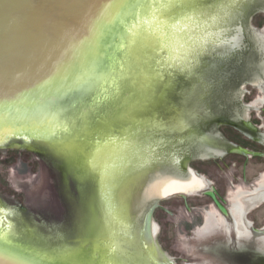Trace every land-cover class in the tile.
I'll use <instances>...</instances> for the list:
<instances>
[{
	"label": "rangeland",
	"instance_id": "374dc122",
	"mask_svg": "<svg viewBox=\"0 0 264 264\" xmlns=\"http://www.w3.org/2000/svg\"><path fill=\"white\" fill-rule=\"evenodd\" d=\"M165 1H138V9L145 12L122 26L125 32L128 30V47L123 49L127 66L120 68L129 71L134 78H140L144 93L154 99L155 111L162 121L149 124L156 131L149 128L148 132L145 128L144 132L155 134L150 144L154 151L157 150V156L167 160L191 155V151L195 154L199 147L188 137L183 141L178 139V133L182 135L178 129L179 121L196 133H212L223 144L229 129L217 125L220 119H231L240 109H247L246 116L249 115L251 121H256L257 116L264 119V114L258 110V101L264 98L262 84L255 86L245 81L252 72L247 69V61L254 58L253 37L258 36L260 53L264 51V0ZM151 11L162 12L160 22L153 25L164 31H170L172 24L183 22L182 31L193 47L188 57L178 59L175 51L163 45L166 33L160 35L159 29L149 27L146 21ZM214 16L219 19L217 29L209 26L214 23ZM160 23H165V28ZM203 27L206 31H202ZM212 30L222 34L216 37ZM199 31L206 35L203 39ZM237 34L239 45H231ZM197 37L202 41V47ZM263 64L260 66L262 73ZM249 105L253 108L248 111ZM128 110L127 116L100 118L95 123L86 118L84 136H120L132 127L135 118L142 123L153 116L148 112L138 113L135 105H129ZM49 145L54 147L22 135L7 136L0 142V228L3 220L7 222L6 232L0 234V250L14 255H35L55 264L71 260L90 264L98 252L102 257V231L108 226L98 179L94 174L83 176L77 172L81 170L80 158L84 152L80 148L83 144L78 145L65 137ZM66 145L70 149L65 148ZM213 166L211 161L201 162L194 157L186 170L207 176L205 170ZM248 178L247 188L234 183L236 187L232 186L229 192L235 194L241 188L248 189L260 182L262 176L251 173ZM188 203L193 207L198 205V197L189 196ZM160 205L170 213L156 210V242L161 253L175 264H256L264 257L259 241H235L230 246L224 237V224L211 220L205 213L206 224L201 228L198 224L202 217L200 210L191 213L179 195L162 200ZM149 207L135 221L134 235L140 231ZM212 210L206 209L207 212ZM262 216L261 212L254 215L257 221H261ZM212 229H215L214 235L202 237L204 230ZM240 230L248 235L247 230ZM117 239L119 254L127 258L123 259L125 264L145 263L144 257L137 260L140 254L131 245L130 235H120ZM86 245L90 248L86 249ZM151 261L158 264L155 258L151 257Z\"/></svg>",
	"mask_w": 264,
	"mask_h": 264
},
{
	"label": "bare ground",
	"instance_id": "6f19581e",
	"mask_svg": "<svg viewBox=\"0 0 264 264\" xmlns=\"http://www.w3.org/2000/svg\"><path fill=\"white\" fill-rule=\"evenodd\" d=\"M87 2L89 6L85 14H89L85 16V20L82 19V24L77 28V31L73 30L75 33L70 35L69 42L71 43L68 45L69 50H79L83 53L81 62L69 64V67H74L72 70L74 75L77 72V79L68 77L62 79V82L55 81V88L60 90L54 92H48L47 89L42 90L40 87L33 90L29 96L27 91L30 88H23L21 90L22 93L19 91V93H16L17 95L14 94L15 96L7 95L3 96L4 98L0 97V100H3L8 105L2 114H0L1 141L7 136L13 135H22L26 139H32L30 138V133L25 130V126L30 128L33 125L40 129V132L33 133V135L38 136L39 139H46L52 144L56 140H61L65 137L72 139L84 137L85 141L89 139L84 136L85 128L87 127L85 120L86 117H89V114L92 117L95 116V119L101 116L103 119L113 117L114 115L118 116V114L121 115L123 111L127 114L129 111L128 103L133 99L131 94L118 88L117 84L115 85L113 82L105 79L108 76L103 77L102 75L103 82L101 83V89L88 91V87H85L87 80L91 79V76L95 79L97 74L92 71L91 63H87L86 58L88 57L86 55L89 53H93L96 56H99L98 54L100 53L104 54L108 58L110 72L113 67H122L124 69L127 63L125 55H123V49L127 44L128 35L126 34L128 30L125 32L123 29L128 21L134 20L137 16L140 18L139 15L142 12H140L138 6L132 5L130 0H122L120 6L116 9H113L111 0H87ZM91 5L94 7L93 11L95 15H92L89 10ZM161 13V11H151L148 14L146 21L149 23V27L154 30L159 29L153 24H158V21L160 22ZM95 16L97 17L95 18ZM212 19L214 25L209 23V26L210 28L217 29L219 19L216 16ZM95 21L99 22L102 26L95 27ZM182 24L183 22L172 24V27H170L172 29H170L171 32L169 30L164 31V29L158 30L160 35L166 33L163 36L165 39L163 45L168 50L175 51L177 53V56H175L178 59L188 57L190 48H193L192 44H188L189 38H187L186 33L182 31ZM160 25L164 26V28L166 26L165 23H160ZM204 30L206 31L205 27H203L202 31ZM212 31L216 37L222 34L219 30ZM198 33H200L202 39L206 36L203 32L199 31ZM197 39L201 43L200 47H202V41L199 37ZM252 41L255 43L254 58L248 59L247 65L251 69L250 71H254L256 75L251 77L250 82L253 85H260L264 83L260 70L264 54L260 53L261 45L258 36L253 37ZM239 43L240 38L237 34L233 38L231 45H239ZM95 57L91 60L93 61ZM119 80H117V77L113 79L117 83ZM151 82L154 84L153 80ZM76 94H78V98H74ZM64 103L68 104L65 105ZM132 109L131 107L130 111ZM151 126L147 127L146 130L149 132V128H151L153 131H156V128H152ZM144 131L145 129H136L132 134L130 132H123L120 136L114 135L115 137L103 139L99 143H90V147H88L89 159L85 163L86 165L84 164L85 167L82 168V172L80 173L83 176L94 174L97 177L99 195L105 207L107 220H111V222L106 223L113 226L112 236H114L115 242H117V238L120 235L133 236L135 221L151 201L163 200L169 195L187 193L202 187L200 179L193 175L192 172L191 175L188 174L190 169L185 173L182 171L180 158L172 157L165 160L157 156V150L154 151L153 144H150V139H154L153 135L155 134H151V136ZM181 133L182 135L178 133L179 140H186L187 137L189 139L190 135L187 131ZM105 134L107 135V133ZM141 138L144 139L141 140ZM213 151L212 149H207L205 152H200L198 156L210 155ZM214 152L217 151L215 150ZM157 161L162 165L157 163L161 166L153 169L152 167ZM167 163L168 165H166ZM4 225L6 226L7 224ZM154 230L157 237V224H154Z\"/></svg>",
	"mask_w": 264,
	"mask_h": 264
},
{
	"label": "water",
	"instance_id": "95a60500",
	"mask_svg": "<svg viewBox=\"0 0 264 264\" xmlns=\"http://www.w3.org/2000/svg\"><path fill=\"white\" fill-rule=\"evenodd\" d=\"M138 1L140 0H130V3L138 6ZM88 6L87 0H0V97L7 95L15 96L17 95L16 93H19V91L21 92L23 88H30L29 91L26 90L29 96L32 94L33 90L40 87L42 90L47 89L48 92H54L60 90L55 88V81H61L68 77L77 79V72H75L74 75L72 71L74 67H69V64H72V62H81L83 53L79 50H69L68 45L71 43L69 42L70 35H73L77 31V28L82 24V19L85 20V16H88L89 13L85 14V11L88 10ZM89 10L92 15H95L93 5L89 7ZM143 11L145 12L144 9ZM143 11L140 14H143ZM83 14L85 15L83 16ZM96 17L97 16H95V18ZM94 24L95 27L102 26L97 21H95ZM73 30H75V32ZM127 47L128 45L125 48ZM84 52L87 53L86 51ZM98 55L99 56H96L93 53L86 55L88 57L86 58L87 63H91L90 66L92 67V71L97 74L95 79L91 76V79L87 80L85 87H88V91L101 89V83L103 82L102 75L103 77L108 76L105 79L113 82L115 85L117 84L119 86L118 88L131 94L133 99L128 105H135L138 113L141 111L142 113L148 112L151 113V115L153 114L147 122L143 121L141 123L135 118L132 127L124 133L130 132L132 134L136 129H145L147 126L150 127L152 124L151 122L160 124L159 122L162 120L155 111L156 106L153 104L154 99L148 98L144 93L142 80H140V78H134L129 74V71H123L120 67H113L110 72L108 58L101 53ZM93 57L95 58L92 61L91 59ZM253 75H256L254 71L251 72V77ZM116 77L117 80L120 79L118 83L113 81ZM250 79L251 78L247 81L250 82ZM76 97L78 98V94H76L74 98ZM123 115L127 116L128 113L125 115V111H123L121 115L118 114V116ZM88 116V118L93 119L94 123L102 118L101 116L95 119V116L92 117L91 114ZM232 120H237L236 116L231 120L220 119L218 123L235 124ZM183 123V121H179L178 129L182 132L187 131L190 135L189 139L192 142L198 143L197 145L199 146L195 154L191 151V155L179 156L181 162L184 164V168L187 169L188 163L192 158L198 156L200 152L207 151L206 148L208 149L211 147L213 143V134L210 133V135H207L203 133L202 135L196 133L194 129L187 128ZM1 139L2 137H0V141ZM69 139L72 141L75 140L78 145L81 144L82 146L83 144L82 150L84 153L82 154V159L80 158V169L82 170L89 159L88 147H90V143H99L103 139L109 138H101L96 135L94 137H89V139L85 141L84 137ZM32 140L40 141L47 144V146L54 147L53 145H49L52 143H49L50 141L46 139L37 138ZM65 148L70 149L67 145ZM155 163L156 164L152 167L153 169L162 165L158 161ZM81 170L77 172L81 173ZM179 196L184 199L187 197L184 194H180ZM161 201L162 200L159 199L153 200L147 205L150 207L144 216L140 231L136 232L135 235L133 234L134 238L131 234L132 237H130V239L133 240L130 241L131 245L136 247L140 254V258L137 260H141L143 257L146 259L145 263L135 261L136 264H153L151 257L155 258L158 264H175L171 259L161 253L156 242L154 216L156 210L161 207ZM102 209L106 222H111V220H107L103 202ZM4 224H7L5 220H3L1 224L0 234L6 232V226ZM109 225L102 231V257L99 255L100 252H98L97 249L98 253L94 255L90 264H125L123 259L127 258L123 257L121 253L119 254V241L117 239V242H115L114 236H112L113 226L111 224ZM85 248H90V245H86ZM128 259L132 260L133 258L128 256ZM257 262L256 264H264V257L260 258ZM0 264L55 263L42 260L41 257L38 258L35 255H22L21 253L14 255L0 250ZM59 264L84 263L71 260L68 262L63 261ZM131 264H133V262H131Z\"/></svg>",
	"mask_w": 264,
	"mask_h": 264
},
{
	"label": "flooded vegetation",
	"instance_id": "af4514ba",
	"mask_svg": "<svg viewBox=\"0 0 264 264\" xmlns=\"http://www.w3.org/2000/svg\"><path fill=\"white\" fill-rule=\"evenodd\" d=\"M260 51H262V48ZM247 69L249 70V68ZM249 74L250 76H247L248 78L245 81L249 80V77L251 78V73ZM261 77L264 78V71ZM248 83L251 82L248 81ZM262 87L261 91L264 94V83ZM258 103L260 114H264V98L261 101L259 100ZM247 108L249 111L253 107L249 105ZM246 110L242 111L240 109L231 116V119L236 116L237 120H232L235 124H217L229 129L226 133L227 137L224 138L225 143L220 144L217 137H213V143L208 149L217 152L213 151V153L206 156H196L199 161H211L214 165L212 169L205 170L208 172L207 176L199 175V171L194 172L190 169L188 174L191 175L192 172L200 179L202 187L187 193L169 195L163 200L180 194L186 195V199L182 197L183 205L191 213H193V210H200L202 217L198 220V224L201 228L203 224H206L205 213L211 220L224 224L226 228L224 237L230 246L235 241L247 243L255 240L262 243L261 251L264 252V223H262L264 222V119L257 116L256 121H251L249 115L246 116ZM236 113H239L238 115L242 117H238ZM180 167L184 173L187 171L182 162ZM251 173L262 176L260 182L254 183L248 189L241 188L235 194L229 192L232 186L236 187L234 183H239L245 188ZM192 195L198 197V205L194 207L188 203V197ZM211 208L213 209L211 212L206 211V209ZM157 210L170 213L162 206ZM260 212L263 216L260 219L261 221H257L254 215L256 213L260 214ZM240 228L247 230L248 235L241 233ZM215 229L204 230L202 237L214 235Z\"/></svg>",
	"mask_w": 264,
	"mask_h": 264
},
{
	"label": "snow or ice",
	"instance_id": "6c2138e0",
	"mask_svg": "<svg viewBox=\"0 0 264 264\" xmlns=\"http://www.w3.org/2000/svg\"><path fill=\"white\" fill-rule=\"evenodd\" d=\"M112 4H113V9H116L117 7L120 6L122 0H111ZM8 105L4 103L3 100H0V114H2L3 110L7 107ZM25 130L28 131L30 133V138L32 139H37L39 138L36 135H33V133H38L40 132V129L36 128L35 125L29 127L25 126Z\"/></svg>",
	"mask_w": 264,
	"mask_h": 264
}]
</instances>
